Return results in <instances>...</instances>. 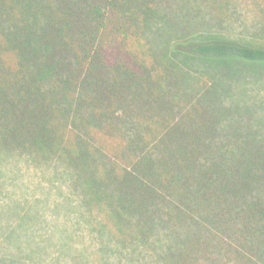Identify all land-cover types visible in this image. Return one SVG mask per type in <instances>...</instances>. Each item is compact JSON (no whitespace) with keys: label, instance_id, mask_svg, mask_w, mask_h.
Wrapping results in <instances>:
<instances>
[{"label":"trees","instance_id":"obj_1","mask_svg":"<svg viewBox=\"0 0 264 264\" xmlns=\"http://www.w3.org/2000/svg\"><path fill=\"white\" fill-rule=\"evenodd\" d=\"M0 155L106 254L264 264V0H0Z\"/></svg>","mask_w":264,"mask_h":264},{"label":"rangeland","instance_id":"obj_2","mask_svg":"<svg viewBox=\"0 0 264 264\" xmlns=\"http://www.w3.org/2000/svg\"><path fill=\"white\" fill-rule=\"evenodd\" d=\"M54 166L51 163L43 171L0 155V261L133 264L124 253L101 250L106 231L95 218L90 222L92 218L79 207V195L68 188L70 183L51 172Z\"/></svg>","mask_w":264,"mask_h":264}]
</instances>
